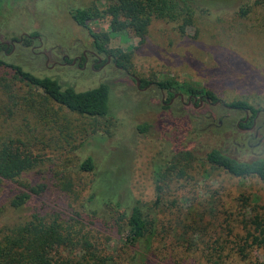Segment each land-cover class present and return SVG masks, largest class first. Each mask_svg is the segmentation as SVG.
<instances>
[{"label": "rangeland", "instance_id": "rangeland-1", "mask_svg": "<svg viewBox=\"0 0 264 264\" xmlns=\"http://www.w3.org/2000/svg\"><path fill=\"white\" fill-rule=\"evenodd\" d=\"M263 1L210 0V7H220L196 8L191 24L182 19H153L142 38L131 32L110 35L108 20H94L88 23L93 32L108 33L107 41L103 39L107 53L98 54L92 37L72 20L68 8L93 6L100 10L107 0H0V43L26 34H35L41 41L40 45L37 39L29 40L30 46L22 43L11 52L10 47L2 49L0 58L76 90L91 89L100 83L110 87L109 114L105 117L80 115L38 97L40 107H34L35 114L42 123L51 125L54 147L68 152L62 158L49 152L50 159L40 172L24 176L9 189L6 186L8 190H0V229L29 219L35 206H44L37 197L20 211L9 207L5 191L21 189L22 182L46 183L51 188L55 178L64 174L81 179V195L86 197L94 176L79 172L78 162L91 157L94 173L100 178V194L115 193L126 206L139 201L151 212L157 236L148 253V264H163L170 257L177 264H207V254L221 255L225 264L264 263V250L257 248H248V259L240 260L230 232L231 228H240L231 222V213L239 210V199H247L249 214L258 213L264 218V182L256 177H232L202 159L213 144L239 156H264V113L256 118V125L261 127L259 136L237 131L235 124L245 117L243 112L205 101L194 109L179 99L168 105L167 94L157 86L162 80L172 79L205 87L225 103L246 100L264 110ZM246 6H250V12L241 16L239 11ZM83 51L96 54H88L85 68L82 63L79 68L57 64L63 63L62 56H68L70 63ZM43 53L49 57L48 62ZM97 58L100 63H96ZM6 81L27 91L24 81L0 66V82ZM139 126L146 129L140 131ZM187 149L194 152V157L185 171L179 168V157L174 155ZM156 170L162 175L158 184ZM157 195L161 203L156 208ZM57 205L63 214H72L68 199L60 198ZM200 217L206 231L201 229L195 235L200 239L199 250L185 252L179 237L189 241L193 236L188 226ZM86 223L89 229L99 231L102 240L97 235V245L104 255L112 254L118 264H134L124 246V227L107 226L104 230L99 223ZM220 247L221 253L211 250Z\"/></svg>", "mask_w": 264, "mask_h": 264}, {"label": "trees", "instance_id": "trees-1", "mask_svg": "<svg viewBox=\"0 0 264 264\" xmlns=\"http://www.w3.org/2000/svg\"><path fill=\"white\" fill-rule=\"evenodd\" d=\"M207 2L210 0H206L205 3L203 0H107L104 9L98 10L93 6L70 7L68 14L78 26L88 31L97 53L103 54L107 53L103 39L107 41L108 33L93 32L88 25L89 22L98 19L108 20L110 35L131 32L142 38L153 19L171 21L182 19L185 24H191L196 8L210 10L220 7V5L210 7ZM249 8L250 6L242 7L239 11L240 15L248 14ZM183 26H180V29ZM28 41L29 39L25 38L23 45L30 46ZM2 49L5 48L0 45V50ZM11 50L10 47L9 51ZM117 65L123 67L120 63ZM0 66L13 71L28 85L26 91L17 88L11 81L0 82V190H8L12 183H20L24 176L40 172V167L50 159L49 152L58 154L56 156L61 158L68 152L66 148L54 147L52 138L55 134L54 131L51 132V125L42 123L35 114L34 107H40L36 102L38 97L46 98L80 115L105 117L109 114L110 87L106 83H100L91 89L76 90L71 86H62L50 76H39L22 65L6 62L2 58H0ZM157 86L167 94L166 104L175 94H181L185 99L195 98L220 104L226 109L245 114V117L235 124L234 130L251 131L257 136L261 132V127L256 125V118L258 119L264 110L249 101L234 100L225 103L205 87L172 79L162 80ZM37 94L39 95L34 97ZM195 106H198V102ZM190 107L194 109L192 105ZM247 115L249 119L245 122ZM145 129L146 126L138 127L140 131ZM191 149H187L185 153L180 152L178 156L174 155L175 158L179 157V168L185 171H188L193 162L194 152ZM202 159L232 177H256L264 182V156H239L223 151L213 144V147H207ZM181 169L180 174L183 175ZM78 171L94 176L86 197L81 195L84 190L81 179L75 180L74 177H67L64 174L55 178L51 188L46 183L31 181L28 184L22 182L20 185L22 188L19 190L5 191L9 207L15 211H20L37 197L42 199L44 206L41 208L35 206L34 213L29 219L0 229V264H118L112 254L102 253L97 245L101 238L99 231L89 229L86 221L92 224L99 223L105 227L104 230L107 226H117L119 229L124 227L126 232L124 246L128 248L132 261L134 264H148L150 260L148 253L157 236L151 212L139 201H133L126 206V203L115 193L105 196L100 194L98 192L101 188L100 178L94 173L95 164L91 157L78 162ZM161 176L156 170L154 174L156 184L161 181ZM6 186H9L8 189H5ZM62 197L68 199L69 207H72L69 209L72 214L68 216L63 214L57 205ZM237 202L239 210L236 209L235 213H231V222L238 223L240 228L237 230L231 228L230 232L235 239L236 254L240 260L246 261L249 257L248 248L264 250V218L258 213H248L247 199H239ZM160 203L161 196L157 195L154 207L157 208ZM74 204H77V207H74ZM46 208L52 211H43ZM202 222L203 218L200 217L188 226L193 236L189 241L183 240L184 236L179 237V241L184 244L183 251L199 250L200 239L195 235L201 232V229L202 232L206 231L204 225H201ZM97 235L100 238L96 237ZM211 250L214 253L222 251L221 247ZM170 259L172 257L167 258L168 261L165 260L163 264H177ZM205 262L225 264V259L221 255L214 257L212 254H207Z\"/></svg>", "mask_w": 264, "mask_h": 264}, {"label": "flooded vegetation", "instance_id": "flooded-vegetation-1", "mask_svg": "<svg viewBox=\"0 0 264 264\" xmlns=\"http://www.w3.org/2000/svg\"><path fill=\"white\" fill-rule=\"evenodd\" d=\"M25 38L29 39L30 41H33L34 39H37L38 41H40V38H39L38 36H31V35H29V34H26V35H24V36L18 38V40H12V41H10L9 43H8V42H1L0 45H1V46H4L5 49L11 47V48H12L11 51H14V50H15V46H16V45H21V44L23 43V41H24ZM40 45H41V41H40ZM34 48H35V47H32V48H31L32 51H33ZM40 53H41V52H39V54H40ZM88 54L91 55V56H93V57H96L95 52H88V53H87V52L83 51V52L81 53V55L73 57L70 63L68 62L69 57L64 55V56L61 57V60L63 61V63H57V64H58V65H76V66L79 68L80 65H81V63H82V68H85L86 65H87ZM43 55L45 56L46 62H48L49 57H48L46 54H44V53H43ZM96 63H100V60H99L98 58H97ZM91 69H94V65L91 66ZM135 81H136V85L138 86V85H139V81H137V79H135ZM137 82H138V84H137ZM179 95H181V94H175V95L170 99V101L168 102V105L171 104V103L173 102V100H175V99H179V101H181L182 104L185 105V106H190V105H192L194 108L199 107V106H195V104H196L197 102H198V104H199L200 99H196V101H195V98H194V99H191V98H187V99H185V97L183 96L184 100H186V102L184 103V100H181V98H180ZM188 102H189V103H188ZM203 102H204V101H203ZM248 119H249V115L246 116V121H245V122H247Z\"/></svg>", "mask_w": 264, "mask_h": 264}, {"label": "water", "instance_id": "water-1", "mask_svg": "<svg viewBox=\"0 0 264 264\" xmlns=\"http://www.w3.org/2000/svg\"><path fill=\"white\" fill-rule=\"evenodd\" d=\"M137 81H138V80H137ZM137 84H138V82H137ZM179 96H180L181 100H184L183 95H179ZM195 101H196V99H195ZM208 101H209V100H208ZM188 103H189V102H188ZM202 103H203V100L200 99L198 106H201Z\"/></svg>", "mask_w": 264, "mask_h": 264}]
</instances>
